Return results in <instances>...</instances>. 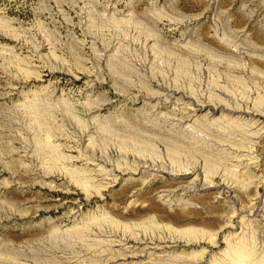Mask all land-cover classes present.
<instances>
[{"label": "rangeland", "instance_id": "obj_1", "mask_svg": "<svg viewBox=\"0 0 264 264\" xmlns=\"http://www.w3.org/2000/svg\"><path fill=\"white\" fill-rule=\"evenodd\" d=\"M133 1L150 21L126 30L104 0H0V264H175L207 250L200 232L222 221L206 192L183 208L159 191L206 180L223 203L233 178L264 176V146L236 123L251 112L229 120L225 108L252 90L264 105V0ZM156 84L199 101L212 121L181 130L179 102L131 106V92ZM102 98L116 107L91 122L85 111ZM88 131L101 169L77 147Z\"/></svg>", "mask_w": 264, "mask_h": 264}, {"label": "bare ground", "instance_id": "obj_2", "mask_svg": "<svg viewBox=\"0 0 264 264\" xmlns=\"http://www.w3.org/2000/svg\"><path fill=\"white\" fill-rule=\"evenodd\" d=\"M125 2V8L118 11L116 9V5H118L117 0H104V9L109 11L110 18L119 26L124 27L126 30H131L142 24L141 21H150L147 18L141 17L135 11L133 0H126ZM151 42L153 40L144 39L142 41L146 47ZM107 52L108 49L101 51V54L98 55L100 60L105 59ZM35 53H38V48L35 49ZM137 93H142L143 95ZM137 93L131 92L129 94L131 106L141 104L157 113L162 108L171 104L172 100L177 103L179 102L181 107L178 109L181 111L182 117L175 120L174 125L181 130L192 129L199 122L212 121L210 120L211 116L205 112L206 109L202 103L191 99H189V102H182L186 98L184 96H180L177 100L178 93L162 85H149L141 90H137ZM57 94L58 88L55 87L51 96L56 97ZM219 95L222 98L220 96L216 97L220 100V103L223 102L226 104L224 100L227 99L226 92L221 90ZM109 101L108 98H102L101 104L90 107L85 111V116H88L91 122L100 123L104 110L113 106ZM258 102H262L260 95L256 90H252L251 99L241 103V105L233 101V108L225 107L232 109L226 111L229 120L240 112L237 110L243 109L245 112H251L250 114L246 113L248 117L237 115L236 123L240 127L242 134L251 142L250 144L253 147L264 146V120H262L264 119V105H260ZM113 107H116V105ZM175 107L176 104L173 105V108ZM91 143L92 138L89 131L82 132L76 141L77 147L85 154V161H87L88 165L101 169L100 161L90 151ZM233 156H239L238 158L248 157L246 160L251 161L249 152L242 154L235 151ZM107 172L108 177L114 180L115 178L111 174L114 170H108ZM130 174L131 180L134 181L140 172L135 171ZM248 176L249 172L246 173V177L243 179L233 178L230 180V183L225 187L227 197L223 203L219 201L223 193L217 191L221 190L220 187L206 180H203L199 187L195 179L186 180L181 183H176L175 187L170 190H161L157 193L156 199L163 204L168 206L177 204L183 208H192L193 204L190 202L192 195L198 191L206 192L210 195L211 206L218 208L217 214L222 221L220 228L213 233L206 234L205 232H200L198 245L207 247V250L201 253H191L183 257L181 256V258L175 261V264H264V204L260 207L257 206L260 197L258 190L261 185H264V176L252 177L251 174ZM237 230L238 232H236ZM188 231L195 232L193 230ZM183 232H187V230ZM220 234H225L221 242L218 239ZM124 250L126 249L124 248ZM131 255L138 257L137 254ZM209 255V260L205 262V259ZM126 257L127 255H123V258ZM133 264L136 263L134 262Z\"/></svg>", "mask_w": 264, "mask_h": 264}]
</instances>
